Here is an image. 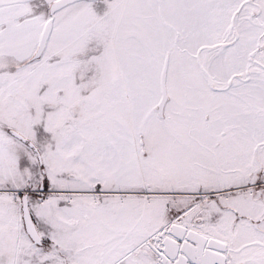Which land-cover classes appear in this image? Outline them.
Returning <instances> with one entry per match:
<instances>
[{
  "label": "snow or ice",
  "instance_id": "1",
  "mask_svg": "<svg viewBox=\"0 0 264 264\" xmlns=\"http://www.w3.org/2000/svg\"><path fill=\"white\" fill-rule=\"evenodd\" d=\"M0 264H264V0H0Z\"/></svg>",
  "mask_w": 264,
  "mask_h": 264
}]
</instances>
